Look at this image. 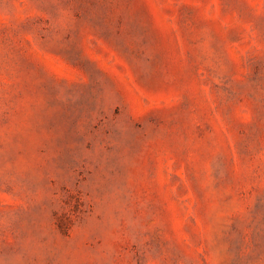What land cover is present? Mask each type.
<instances>
[{
	"label": "rangeland",
	"instance_id": "obj_1",
	"mask_svg": "<svg viewBox=\"0 0 264 264\" xmlns=\"http://www.w3.org/2000/svg\"><path fill=\"white\" fill-rule=\"evenodd\" d=\"M0 264H264V0H0Z\"/></svg>",
	"mask_w": 264,
	"mask_h": 264
}]
</instances>
